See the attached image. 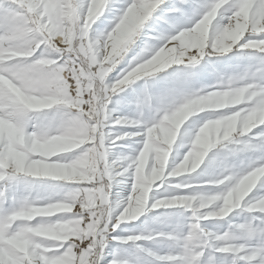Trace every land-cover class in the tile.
<instances>
[{
    "label": "clouds",
    "instance_id": "clouds-1",
    "mask_svg": "<svg viewBox=\"0 0 264 264\" xmlns=\"http://www.w3.org/2000/svg\"><path fill=\"white\" fill-rule=\"evenodd\" d=\"M9 11L0 264H264V0Z\"/></svg>",
    "mask_w": 264,
    "mask_h": 264
},
{
    "label": "snow or ice",
    "instance_id": "snow-or-ice-1",
    "mask_svg": "<svg viewBox=\"0 0 264 264\" xmlns=\"http://www.w3.org/2000/svg\"><path fill=\"white\" fill-rule=\"evenodd\" d=\"M185 7H187V5H185ZM13 22V15L12 13L9 12H0V27H5V26H9L11 25V23ZM117 258V256L115 254H113V261H115Z\"/></svg>",
    "mask_w": 264,
    "mask_h": 264
},
{
    "label": "rangeland",
    "instance_id": "rangeland-1",
    "mask_svg": "<svg viewBox=\"0 0 264 264\" xmlns=\"http://www.w3.org/2000/svg\"><path fill=\"white\" fill-rule=\"evenodd\" d=\"M113 254H115L116 256H121V255H123V253H120V252H113L112 254H111V256H110V259H113Z\"/></svg>",
    "mask_w": 264,
    "mask_h": 264
},
{
    "label": "bare ground",
    "instance_id": "bare-ground-1",
    "mask_svg": "<svg viewBox=\"0 0 264 264\" xmlns=\"http://www.w3.org/2000/svg\"><path fill=\"white\" fill-rule=\"evenodd\" d=\"M110 256H111V254L107 257L108 260H111V259H110Z\"/></svg>",
    "mask_w": 264,
    "mask_h": 264
}]
</instances>
